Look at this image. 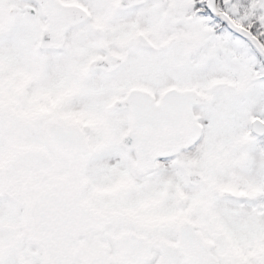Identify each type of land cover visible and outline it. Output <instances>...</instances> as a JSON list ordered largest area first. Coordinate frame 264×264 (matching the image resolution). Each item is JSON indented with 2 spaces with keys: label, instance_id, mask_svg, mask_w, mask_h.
<instances>
[{
  "label": "snow or ice",
  "instance_id": "obj_1",
  "mask_svg": "<svg viewBox=\"0 0 264 264\" xmlns=\"http://www.w3.org/2000/svg\"><path fill=\"white\" fill-rule=\"evenodd\" d=\"M0 264H264V0H0Z\"/></svg>",
  "mask_w": 264,
  "mask_h": 264
}]
</instances>
